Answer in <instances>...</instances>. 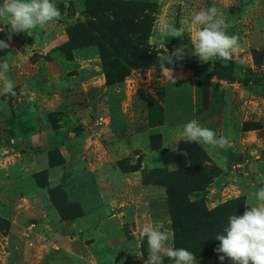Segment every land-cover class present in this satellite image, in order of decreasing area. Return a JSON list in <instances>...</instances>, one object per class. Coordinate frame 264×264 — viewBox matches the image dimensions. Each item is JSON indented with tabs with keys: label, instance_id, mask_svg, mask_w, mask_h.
I'll return each instance as SVG.
<instances>
[{
	"label": "rangeland",
	"instance_id": "1",
	"mask_svg": "<svg viewBox=\"0 0 264 264\" xmlns=\"http://www.w3.org/2000/svg\"><path fill=\"white\" fill-rule=\"evenodd\" d=\"M54 3L61 19L31 36L13 34L10 48L0 50V64L9 65L0 78V264H144L148 245L139 232L145 225L169 230L170 246L188 249L197 264H231L219 260L214 238L230 215L258 203L251 185L264 186V0ZM212 6L225 19L227 34L239 37V48L231 60L204 63L190 55L189 32L197 31L191 16ZM6 22L0 18V40H7ZM172 27L187 32L166 38ZM182 46L184 58L173 57L170 65L182 77L173 85L162 76L158 56ZM5 79L16 95L3 94ZM188 98L192 114L180 117ZM178 118L185 119L181 125ZM192 119L229 144L212 149L197 143L203 172L178 181L175 225L167 195L166 214L139 223L131 213L92 219L79 204L66 205L63 183L78 174L76 164L93 162L95 149L114 153L125 172L145 164L144 182L167 194L169 177L190 166L179 147L185 141L176 136ZM116 126L122 133L111 135ZM242 148L245 157H235L226 170L210 156L220 152L221 160ZM28 197L47 199L60 224L53 216L48 222L54 229L47 227ZM13 227L21 240L12 254ZM164 264L174 262L165 257Z\"/></svg>",
	"mask_w": 264,
	"mask_h": 264
},
{
	"label": "clouds",
	"instance_id": "2",
	"mask_svg": "<svg viewBox=\"0 0 264 264\" xmlns=\"http://www.w3.org/2000/svg\"><path fill=\"white\" fill-rule=\"evenodd\" d=\"M62 14L54 0H3L0 3V18H4L9 25L7 40H0V50L10 48L13 34L26 32L29 36L37 27L43 29L49 23L61 19ZM191 23L197 27L195 33H190L193 50L190 55L198 57L201 62H212L216 59L231 60L239 48V37L228 35L225 19L218 14L215 6L194 11ZM0 31H4L0 28ZM187 32L183 28H169L164 32L166 38H182ZM185 47H178L172 53L158 56L162 76L173 85L182 78L176 75L173 67V57L182 60ZM9 70L7 62L0 64V78H4ZM3 94L16 95L13 82L5 79ZM178 141L198 143L212 149H223L229 144L227 138H217L216 133L192 119L185 123L177 133ZM257 155V159H259ZM254 191L251 195L258 202L246 207L242 215L232 214L221 233L215 236L219 245L215 251L219 260L226 258L231 264H264V186L251 185ZM140 238H146L148 256L144 264H164V258L172 260L174 264H197L198 258L186 248L170 246L171 233L167 229L157 226H143L139 232Z\"/></svg>",
	"mask_w": 264,
	"mask_h": 264
},
{
	"label": "crops",
	"instance_id": "3",
	"mask_svg": "<svg viewBox=\"0 0 264 264\" xmlns=\"http://www.w3.org/2000/svg\"><path fill=\"white\" fill-rule=\"evenodd\" d=\"M176 97H179L180 100L186 99L181 93H178ZM182 105V110L179 109L177 112L178 116L182 117V115H185L186 117L187 114H192L190 98H188V103H183ZM123 119L124 117H122ZM183 120L185 119L181 118L178 121V125H181ZM113 131L114 133L111 135L122 133L120 126H116ZM244 150L243 148L241 150H233L237 154L232 152V150H226L228 154L225 152L221 160L218 159L220 155L222 156L220 152H211L210 156L215 162L220 161L221 168L226 170L225 166L227 167L229 163L234 162L235 157L240 159L245 157ZM94 151L96 154L91 158L93 162L88 161L83 166L76 164L79 168L78 174L63 183V189L67 194L68 201L79 204L85 217L92 219L108 217V220H113L117 217L122 219L128 213H131L135 217V222L139 223V220L141 221L147 215L150 216L151 214L153 216L155 213L157 216L162 213L163 215L166 214L165 190L161 186L147 185L144 182L145 164L139 169L125 172L118 165L119 159L114 153L107 149L101 152L99 149ZM131 164L133 165V161H130ZM25 202L30 204L31 209L34 208L38 216L45 219L44 223L50 229H54V224L52 225L48 222L53 216L58 218L57 223L60 224L57 213L52 209L47 199L41 200L36 197H28ZM162 218L157 217V221L161 222ZM19 232L18 228L13 227L9 235L12 254L14 250L19 249L18 245L21 240ZM69 238L71 242L75 240L74 238ZM10 259L9 261H11Z\"/></svg>",
	"mask_w": 264,
	"mask_h": 264
},
{
	"label": "trees",
	"instance_id": "4",
	"mask_svg": "<svg viewBox=\"0 0 264 264\" xmlns=\"http://www.w3.org/2000/svg\"><path fill=\"white\" fill-rule=\"evenodd\" d=\"M197 148H196V147ZM179 147L183 150L186 151L187 154L190 157V166L188 168H185L183 171H178L176 173H174V175H172L171 177H169L168 179V183L166 184V188H167V198H169V203H168V207H169V211H170V215L173 221V224H176L177 221V203H176V196H178V189H179V180H181V178L183 176H189V177H194V176H198L201 174V172H203V170H201V166H200V159L196 158V154L197 153H203V150L201 148H198L199 145L197 143H186V142H181L179 144ZM134 169H139L138 168H134ZM179 181V182H178ZM65 194V193H64ZM66 196V195H65ZM66 199V205L68 207H75V205L71 202L68 201L67 197H65ZM170 204V206H169ZM77 207V206H76ZM62 219L64 220H72V218L70 217H62Z\"/></svg>",
	"mask_w": 264,
	"mask_h": 264
},
{
	"label": "built area",
	"instance_id": "5",
	"mask_svg": "<svg viewBox=\"0 0 264 264\" xmlns=\"http://www.w3.org/2000/svg\"><path fill=\"white\" fill-rule=\"evenodd\" d=\"M103 119H100V121L98 122L99 124H103L104 122L102 121Z\"/></svg>",
	"mask_w": 264,
	"mask_h": 264
}]
</instances>
